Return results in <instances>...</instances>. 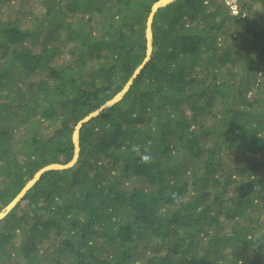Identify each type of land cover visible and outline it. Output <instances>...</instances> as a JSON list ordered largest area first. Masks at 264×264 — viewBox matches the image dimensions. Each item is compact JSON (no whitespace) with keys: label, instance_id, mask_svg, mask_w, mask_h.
Here are the masks:
<instances>
[{"label":"trees","instance_id":"obj_1","mask_svg":"<svg viewBox=\"0 0 264 264\" xmlns=\"http://www.w3.org/2000/svg\"><path fill=\"white\" fill-rule=\"evenodd\" d=\"M156 1L0 0V211L73 157ZM238 3L158 9L77 162L0 220V264H264V0Z\"/></svg>","mask_w":264,"mask_h":264},{"label":"water","instance_id":"obj_2","mask_svg":"<svg viewBox=\"0 0 264 264\" xmlns=\"http://www.w3.org/2000/svg\"><path fill=\"white\" fill-rule=\"evenodd\" d=\"M174 0H158L153 3L151 7V11L148 15L147 22H146V57L143 60L141 64L137 66L135 69L132 77L129 79V81L126 83L124 88L119 91L113 98L110 100H107L105 104H103L101 107L97 108L96 110L90 112L88 115L80 119L77 124L75 125L74 131H73V143H74V154L73 157L66 163H60V162H51L40 169H38L33 177L28 180V182L25 184V186L21 189V191L0 211V220L3 219L26 195V193L36 184V182L41 178L42 174L45 173L48 170L51 169H63L73 166L81 152V145H80V130L83 126V124L87 121H89L92 117L99 114L105 107L110 106L120 99L123 98L125 93L129 90L131 84L133 83L134 79L138 76V74L141 72L147 61L151 58L152 52H153V20L155 13L158 11L160 7L166 6L168 3L172 2Z\"/></svg>","mask_w":264,"mask_h":264},{"label":"clouds","instance_id":"obj_3","mask_svg":"<svg viewBox=\"0 0 264 264\" xmlns=\"http://www.w3.org/2000/svg\"><path fill=\"white\" fill-rule=\"evenodd\" d=\"M226 2H228V0H226ZM228 5L230 6V8L232 9L234 13L239 12V6L237 4H235L236 7H234V6H231L228 2ZM133 151L136 152L140 156V162L145 163V164L152 162V157L150 153L148 152L147 148H144L143 151H141L140 146L136 145V146H133Z\"/></svg>","mask_w":264,"mask_h":264},{"label":"rangeland","instance_id":"obj_4","mask_svg":"<svg viewBox=\"0 0 264 264\" xmlns=\"http://www.w3.org/2000/svg\"><path fill=\"white\" fill-rule=\"evenodd\" d=\"M228 2H229V4L231 5V6H234V7H236V5L235 4H237V5H239V3H238V0H228ZM227 2V3H228ZM261 14V11H258L257 12V16H259ZM81 73L84 75L85 74V70H81ZM192 164L191 163H188V165H185V168L186 169H190V166H191ZM17 247V246H16ZM253 252V251H252Z\"/></svg>","mask_w":264,"mask_h":264}]
</instances>
